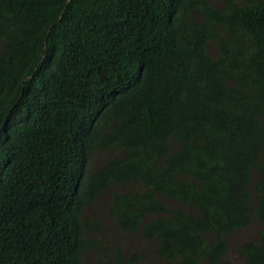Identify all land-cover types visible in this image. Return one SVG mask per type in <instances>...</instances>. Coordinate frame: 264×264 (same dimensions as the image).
Segmentation results:
<instances>
[{"label":"trees","instance_id":"obj_1","mask_svg":"<svg viewBox=\"0 0 264 264\" xmlns=\"http://www.w3.org/2000/svg\"><path fill=\"white\" fill-rule=\"evenodd\" d=\"M254 222L242 264L264 0H0V264H232Z\"/></svg>","mask_w":264,"mask_h":264},{"label":"rangeland","instance_id":"obj_2","mask_svg":"<svg viewBox=\"0 0 264 264\" xmlns=\"http://www.w3.org/2000/svg\"><path fill=\"white\" fill-rule=\"evenodd\" d=\"M104 158V154L102 152H96L93 157L92 166L97 167L101 163V161ZM118 190L119 187H115V190ZM97 207L99 210H102V218L104 217L103 221L105 224H108V222L105 219H108L107 216V208L108 203L104 199L98 202ZM260 230V226L258 223L254 222L247 230L245 231H237L234 233L233 236H231V250L229 254V260L232 264H242V257L240 255V245L241 242L244 241L246 238H250L251 236H255L256 233H258ZM116 233V230L112 227H108L101 236L106 237L107 234H110L111 236ZM109 241V240H108Z\"/></svg>","mask_w":264,"mask_h":264},{"label":"clouds","instance_id":"obj_3","mask_svg":"<svg viewBox=\"0 0 264 264\" xmlns=\"http://www.w3.org/2000/svg\"><path fill=\"white\" fill-rule=\"evenodd\" d=\"M105 158V157H104ZM103 158V159H104ZM93 168H96V167H93L92 166V169ZM107 222H108V220L107 219H105ZM240 231H245V230H240ZM235 233V232H234ZM234 233L231 235V236H233L234 235ZM231 236H230V238H231ZM230 238H229V245H230V248H229V251H228V255H227V257H228V260H229V254H230V250H231V241H230ZM245 240H247V238L245 239ZM242 241L241 242V245H240V255H241V257H242V262H243V260H244V258H243V256H242V254H241V250H242V246L244 245V243L246 242V241ZM230 261V260H229Z\"/></svg>","mask_w":264,"mask_h":264}]
</instances>
